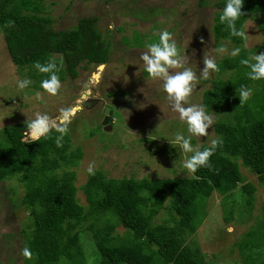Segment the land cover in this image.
I'll return each instance as SVG.
<instances>
[{
    "label": "trees",
    "instance_id": "trees-1",
    "mask_svg": "<svg viewBox=\"0 0 264 264\" xmlns=\"http://www.w3.org/2000/svg\"><path fill=\"white\" fill-rule=\"evenodd\" d=\"M205 1L199 0L200 6ZM225 5L226 0L215 4L219 10L214 18V39L228 41L241 52L217 63L220 76L203 93L206 110L223 113L214 125L223 145L211 157L212 170L201 168L189 177L139 180L109 179L95 171L81 187L87 202L83 206L76 198L75 172L70 169L58 174L74 167L81 157L80 150L70 151L67 135L58 148L56 132L50 139L25 144L26 123L0 130V181L16 179L24 187L19 203L13 198L10 202L15 210L22 207L28 214V224L21 232L24 247L31 249L35 259H25V264H86L82 234L90 235L98 264H206L193 238L205 218V202L214 192L231 196L243 183L239 165L264 182V80H250L249 69L240 64L252 51L244 49L245 41L231 36L220 23ZM40 11L32 0H0V31L8 55L16 67L28 70L34 88L43 91L40 85L47 78L33 67L36 61L54 60L61 81L76 79L80 67L109 62L110 43L98 30L97 19L82 18L70 30L55 31L52 20ZM242 12L237 29L243 30L245 22L254 17L264 37V0H244ZM9 21L14 25L6 26ZM257 50H264V43ZM225 72L230 75L222 78ZM253 83L252 97L240 105L238 90ZM205 147L208 145L200 150ZM242 189L249 210L256 188L246 183ZM162 211L167 216L155 222ZM261 211L255 227L243 239L247 241L239 243L244 264H264V204ZM118 226L125 230L123 235L116 233Z\"/></svg>",
    "mask_w": 264,
    "mask_h": 264
},
{
    "label": "rangeland",
    "instance_id": "rangeland-1",
    "mask_svg": "<svg viewBox=\"0 0 264 264\" xmlns=\"http://www.w3.org/2000/svg\"><path fill=\"white\" fill-rule=\"evenodd\" d=\"M32 1L41 8L40 15L52 20L55 31L70 30L82 18L97 19L98 30L110 43V60L100 71L91 65L80 67L76 79L61 81L62 88L56 97L32 84L20 90L18 78L32 79L27 69L13 64L0 31V130L26 123L36 112L56 117L61 108L74 109L67 136L70 151L80 150L81 157L74 167L61 169L58 174L70 169L75 172L76 198L83 206L87 202L81 187L88 180L87 167L91 161H96L95 171L109 179L189 177L191 174L182 165L191 154L183 153L179 146L172 144L177 133L188 135L187 126L172 111L162 82L148 78L140 57L147 50V44L158 41V34L163 30L172 34L181 54L188 56L187 66L198 78L204 67V55L214 57L216 63L232 57L230 53L237 46L228 41L216 42L212 31L219 10L215 4L220 0H206L203 6L199 0ZM243 30L249 35L242 45L252 51L249 57L264 52L257 50L264 43L258 21L250 17ZM222 45L227 52L215 51ZM95 74L98 76L94 77ZM229 75L230 72H225L221 77ZM218 76L215 73L208 80L200 78L197 92L191 97L193 104H202L204 91L211 88V82ZM254 86L255 83L250 88ZM37 92L42 93V99L35 98ZM106 105L111 107L108 128L102 125ZM222 114H214L210 137L192 138L194 148L200 149L216 138L214 125ZM239 169L243 183L238 184L231 196L224 197L218 192L211 195L205 202V218L193 235L206 264H244L239 243L247 241L243 239L262 213L264 182L242 165ZM246 183L256 188L249 210L242 189ZM23 194L24 187L16 179L0 181V264L26 263L21 254L24 248L21 230L28 224V214L22 207L15 210L10 202L13 198L18 204ZM166 216L162 211L154 221L159 223ZM225 218L230 221L226 222ZM116 233L123 235L125 230L118 226ZM80 242L86 264H98L90 235L82 234Z\"/></svg>",
    "mask_w": 264,
    "mask_h": 264
},
{
    "label": "clouds",
    "instance_id": "clouds-1",
    "mask_svg": "<svg viewBox=\"0 0 264 264\" xmlns=\"http://www.w3.org/2000/svg\"><path fill=\"white\" fill-rule=\"evenodd\" d=\"M244 0H226V5L219 17L221 24H225L233 37H239L247 42L249 35L242 29H237L239 21L244 13ZM14 21H9L6 26H13ZM158 41L146 45V51L142 53L141 60L144 63L145 71L151 80L161 81L163 91L166 93L167 100L171 104L172 111L178 114L180 121L187 126L188 135L177 133L172 144L179 146L185 154L189 155L183 161V168L190 174H195L201 168L212 170L211 157L215 154L218 147L223 145V140L219 137L210 139L208 147L203 150L194 148L192 138L210 137L209 129L214 124V114H210L202 104H193L191 97L197 89L200 78L208 80L213 74L218 73L220 68L214 57L204 55L203 69L197 73L188 65V56L182 55L172 34L163 30L158 34ZM201 39V43H203ZM247 47V43L244 45ZM218 53L227 52L223 45L215 49ZM241 48H234L230 55L239 56ZM240 64L249 69L247 75L252 81L264 80V52L254 54L249 58L240 60ZM33 67L41 74H46L47 78L41 82V88L51 97H56L62 88L61 80L58 75L60 68L54 60L47 63L34 62ZM32 81L28 78L17 79V87L20 90L28 88ZM252 95V89L241 86L238 90L240 105L247 102ZM37 100L42 99V93L37 92ZM75 116L72 108H61L59 115L51 117L46 113L36 112L31 120H27L24 132V143L31 144L39 142L41 139H50L53 132L59 135L55 138L56 146L62 147L64 137L69 133V124ZM96 161L88 164L87 172L95 175ZM21 254L27 260H34V254L29 247H24Z\"/></svg>",
    "mask_w": 264,
    "mask_h": 264
},
{
    "label": "water",
    "instance_id": "water-1",
    "mask_svg": "<svg viewBox=\"0 0 264 264\" xmlns=\"http://www.w3.org/2000/svg\"><path fill=\"white\" fill-rule=\"evenodd\" d=\"M103 67H104V65H99L98 66V69H99V71L100 70H102L103 69ZM98 76V74H95L94 75V77H97ZM111 107L110 106H108V105H106L105 106V109H104V111H103V113H104V118H103V121H102V125L103 126H106L107 125V122H108V120H109V118H110V115H111ZM106 128H108L107 126H106Z\"/></svg>",
    "mask_w": 264,
    "mask_h": 264
}]
</instances>
